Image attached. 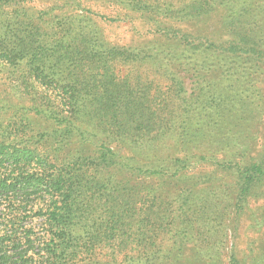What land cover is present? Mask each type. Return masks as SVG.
I'll return each mask as SVG.
<instances>
[{"label":"trees","instance_id":"1","mask_svg":"<svg viewBox=\"0 0 264 264\" xmlns=\"http://www.w3.org/2000/svg\"><path fill=\"white\" fill-rule=\"evenodd\" d=\"M43 1L0 0V264H264V0Z\"/></svg>","mask_w":264,"mask_h":264},{"label":"rangeland","instance_id":"2","mask_svg":"<svg viewBox=\"0 0 264 264\" xmlns=\"http://www.w3.org/2000/svg\"><path fill=\"white\" fill-rule=\"evenodd\" d=\"M47 0H44L41 2V6H46ZM98 11L105 12L104 9H98ZM109 12V11H106ZM105 12V13H106ZM107 14V13H106ZM135 26H132L131 24L127 22H117L114 24H110L107 28L109 35L120 42H125L126 40H129V38L132 36H138V31L135 30ZM244 140H241V143H238L240 148L243 150L245 148V151L248 149V144L242 145Z\"/></svg>","mask_w":264,"mask_h":264}]
</instances>
